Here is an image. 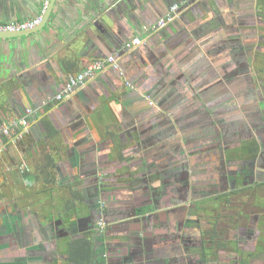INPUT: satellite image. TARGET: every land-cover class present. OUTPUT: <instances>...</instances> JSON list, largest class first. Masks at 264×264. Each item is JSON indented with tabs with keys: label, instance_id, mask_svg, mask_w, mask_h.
I'll return each instance as SVG.
<instances>
[{
	"label": "crops",
	"instance_id": "obj_1",
	"mask_svg": "<svg viewBox=\"0 0 264 264\" xmlns=\"http://www.w3.org/2000/svg\"><path fill=\"white\" fill-rule=\"evenodd\" d=\"M44 3L0 0V23L32 19L43 12ZM82 3L85 12L88 6ZM173 3L182 5L180 18L145 31ZM92 31H81L82 41L73 51L54 34L47 42L42 31L23 48L10 49V43L0 48L3 74L23 67L7 80L0 74L1 130L21 119L27 108L45 105L90 62L121 53L136 36L143 40L119 56L123 76L107 68L70 98L32 114L28 132L18 141L4 140L0 264H85L72 256L66 227L72 176L89 178L97 170L98 177L103 171L115 174L125 159L140 158L144 148L136 152L139 144L156 135L167 137L172 114L197 103L199 86L210 84L220 69L239 66L232 59L233 41L250 42L253 55L263 58L264 0H128L108 28L93 26ZM53 46L57 49L46 55ZM49 156L54 167L47 168L55 175L46 177L41 170ZM84 170L94 172L80 175ZM59 219L67 228L60 236L54 225Z\"/></svg>",
	"mask_w": 264,
	"mask_h": 264
},
{
	"label": "flooded vegetation",
	"instance_id": "obj_2",
	"mask_svg": "<svg viewBox=\"0 0 264 264\" xmlns=\"http://www.w3.org/2000/svg\"><path fill=\"white\" fill-rule=\"evenodd\" d=\"M232 45L239 66L199 86L167 137L139 144L140 158L115 174L72 176L66 227L76 261L264 264V57L250 42ZM57 223L60 236L67 228Z\"/></svg>",
	"mask_w": 264,
	"mask_h": 264
},
{
	"label": "water",
	"instance_id": "obj_3",
	"mask_svg": "<svg viewBox=\"0 0 264 264\" xmlns=\"http://www.w3.org/2000/svg\"><path fill=\"white\" fill-rule=\"evenodd\" d=\"M82 1L86 2L88 6L85 12L81 9L83 6ZM126 1L128 0H49L46 8H43L42 21L35 28L22 31H1L0 48L8 43H10V49L23 48L26 44L33 41L35 33L42 31V38L47 42L49 36H53L54 34V36L60 38L61 45H64L69 51H73L74 46L82 41L81 31L84 30L91 34L93 26L101 30L108 28L117 8L122 7ZM68 11L72 13L71 16ZM15 41L20 42L14 44ZM56 49L57 46L46 49V55ZM127 51L129 50H123L117 57ZM3 68V62H1L0 74ZM21 68L23 67L9 73H2L5 76L4 80L19 74L18 72ZM181 78L184 79L185 77L181 76ZM151 102L153 103V101Z\"/></svg>",
	"mask_w": 264,
	"mask_h": 264
},
{
	"label": "built area",
	"instance_id": "obj_4",
	"mask_svg": "<svg viewBox=\"0 0 264 264\" xmlns=\"http://www.w3.org/2000/svg\"><path fill=\"white\" fill-rule=\"evenodd\" d=\"M49 0H45L44 7L46 8L47 3ZM197 1V0H193ZM182 5L176 3L173 4L168 12L158 19L155 23L146 25L145 31H156L167 26L169 23L175 21L177 18L181 16V8ZM43 18V12L32 19L22 20V21H11V22H4L0 23V32L1 31H22V30H29L35 28ZM143 43V40L140 36H136L130 40H128L123 50H133L134 48L140 46ZM119 53H112L106 58L95 60L90 62L82 71L75 75H71L68 78V81L64 85L61 91H59L56 95H54L50 101L46 102L45 105L33 109L27 108L26 114L19 119L18 121H14L8 126L3 127L0 130V155L5 148V141L4 139L9 138L8 141L16 142L18 141L23 135L28 132V125H29V117L34 114L36 111H40L41 108H44L48 104L52 103L53 105H57L60 102L70 98L77 89L85 86L90 80L94 79L98 74L105 71L107 68H112L119 72L121 76L124 75L123 69L118 61L119 57H117ZM129 86L131 85L130 81H127ZM27 168V166H26ZM28 169V168H27Z\"/></svg>",
	"mask_w": 264,
	"mask_h": 264
},
{
	"label": "trees",
	"instance_id": "obj_5",
	"mask_svg": "<svg viewBox=\"0 0 264 264\" xmlns=\"http://www.w3.org/2000/svg\"><path fill=\"white\" fill-rule=\"evenodd\" d=\"M8 139L9 138H6V139H4L5 141H8ZM54 160V159H53ZM53 160H52V158H51V156H49V157H47V159H46V169L45 170H41V173H42V175L44 176H46V177H49V176H52V175H55V172H53V171H48V166L50 167V166H52V167H54V164H52L53 163ZM83 241V239H80L79 240V242H82ZM80 249V251H82V252H84L83 250H87V251H91L92 250V247H90V248H88V247H86V246H84V245H81L79 248H78V250ZM77 250V251H78ZM76 263H78V261H76ZM85 264H90L89 262L87 263H85Z\"/></svg>",
	"mask_w": 264,
	"mask_h": 264
},
{
	"label": "rangeland",
	"instance_id": "obj_6",
	"mask_svg": "<svg viewBox=\"0 0 264 264\" xmlns=\"http://www.w3.org/2000/svg\"><path fill=\"white\" fill-rule=\"evenodd\" d=\"M263 68H264V66H263ZM79 173L81 174L82 172H81V171H79Z\"/></svg>",
	"mask_w": 264,
	"mask_h": 264
}]
</instances>
